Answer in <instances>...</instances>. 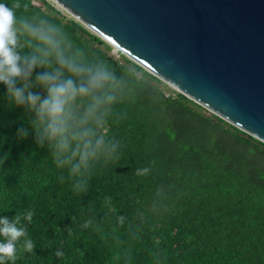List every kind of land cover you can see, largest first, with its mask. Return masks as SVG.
I'll list each match as a JSON object with an SVG mask.
<instances>
[{
    "label": "trees",
    "instance_id": "1",
    "mask_svg": "<svg viewBox=\"0 0 264 264\" xmlns=\"http://www.w3.org/2000/svg\"><path fill=\"white\" fill-rule=\"evenodd\" d=\"M33 1L8 0L19 4L18 17L58 25L125 91L97 128L106 147L81 191L79 177L37 142L32 114L13 106L0 85V214L34 211L28 227L36 247L16 264H264V143L116 58L47 0ZM20 127L30 129L23 139ZM88 219L94 224L85 229Z\"/></svg>",
    "mask_w": 264,
    "mask_h": 264
},
{
    "label": "water",
    "instance_id": "2",
    "mask_svg": "<svg viewBox=\"0 0 264 264\" xmlns=\"http://www.w3.org/2000/svg\"><path fill=\"white\" fill-rule=\"evenodd\" d=\"M173 90L264 143V0H49Z\"/></svg>",
    "mask_w": 264,
    "mask_h": 264
},
{
    "label": "clouds",
    "instance_id": "3",
    "mask_svg": "<svg viewBox=\"0 0 264 264\" xmlns=\"http://www.w3.org/2000/svg\"><path fill=\"white\" fill-rule=\"evenodd\" d=\"M17 8L18 3L0 0V85L13 106L32 114L37 142H47L56 166L79 177L76 187L83 191L87 171L106 147L97 128L123 98L125 85L105 62L75 48L58 25L18 17ZM29 132L20 127L17 136L23 139ZM116 147L112 144V152ZM33 217L31 209L11 217L0 214V264H16L21 251L33 253L36 244L28 227ZM116 220L124 224L125 216ZM93 224L88 219L83 227ZM54 255L63 258L65 253L57 249Z\"/></svg>",
    "mask_w": 264,
    "mask_h": 264
},
{
    "label": "rangeland",
    "instance_id": "4",
    "mask_svg": "<svg viewBox=\"0 0 264 264\" xmlns=\"http://www.w3.org/2000/svg\"><path fill=\"white\" fill-rule=\"evenodd\" d=\"M50 4H52L53 6H55V4L54 3H52V2H50L49 0H47ZM33 3L35 4V5H39V3H38V1L37 0H34L33 1ZM57 9H59L57 6H55ZM64 15H66L67 17H70L66 12H64L63 10H61V9H59ZM116 58H118L119 57V53L118 52H115V51H113V48H112V52H111Z\"/></svg>",
    "mask_w": 264,
    "mask_h": 264
}]
</instances>
